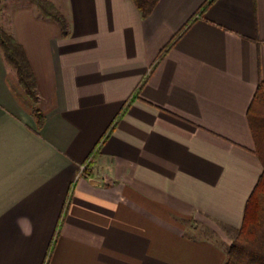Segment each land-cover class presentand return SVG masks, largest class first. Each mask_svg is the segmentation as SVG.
Instances as JSON below:
<instances>
[{
    "label": "crops",
    "instance_id": "obj_1",
    "mask_svg": "<svg viewBox=\"0 0 264 264\" xmlns=\"http://www.w3.org/2000/svg\"><path fill=\"white\" fill-rule=\"evenodd\" d=\"M49 1L64 32L1 0L36 102L0 50V264H224L262 173L264 0Z\"/></svg>",
    "mask_w": 264,
    "mask_h": 264
},
{
    "label": "trees",
    "instance_id": "obj_2",
    "mask_svg": "<svg viewBox=\"0 0 264 264\" xmlns=\"http://www.w3.org/2000/svg\"><path fill=\"white\" fill-rule=\"evenodd\" d=\"M47 19L56 22L61 32L66 29L63 15L45 0H28ZM143 17H147L159 0H132ZM0 50L4 59L16 72L19 87L34 103L36 102L35 83L30 66L22 47L0 27ZM139 87L133 93L134 99ZM130 100V101H131ZM37 125H42V115L33 110ZM249 122L258 150L263 154L262 173L245 203L241 227L226 250L224 264H264V81L259 82L249 106ZM87 170V166H86ZM85 172V170H84Z\"/></svg>",
    "mask_w": 264,
    "mask_h": 264
},
{
    "label": "rangeland",
    "instance_id": "obj_3",
    "mask_svg": "<svg viewBox=\"0 0 264 264\" xmlns=\"http://www.w3.org/2000/svg\"><path fill=\"white\" fill-rule=\"evenodd\" d=\"M23 1H27V2H29L28 0H23ZM45 1H47L48 3H50V4H52L49 0H45ZM53 5V4H52ZM0 9H1V0H0ZM37 9V8H36ZM258 154H259V156L262 158L263 157V154L258 150ZM84 170L86 171V167L84 166ZM83 170V171H84ZM211 233V235L213 236V233L212 232H210ZM235 235H236V232H230V231H228V233H227V236L225 235V237L224 238H219V242L222 244V246L226 249V248H228L229 247V245L231 244V242H232V240L234 239V237H235Z\"/></svg>",
    "mask_w": 264,
    "mask_h": 264
}]
</instances>
